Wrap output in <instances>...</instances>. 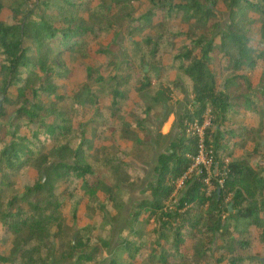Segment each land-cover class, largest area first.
Instances as JSON below:
<instances>
[{
	"label": "trees",
	"instance_id": "trees-1",
	"mask_svg": "<svg viewBox=\"0 0 264 264\" xmlns=\"http://www.w3.org/2000/svg\"><path fill=\"white\" fill-rule=\"evenodd\" d=\"M134 1L142 0H0V16L10 12L0 19V222L20 260L46 264L39 236L61 228L67 202L77 220L83 199L57 194L58 184L89 186L90 214L121 212L128 198L120 193L129 192L113 168L131 177L134 161L150 164L161 150L149 196L135 205L124 237L111 246L112 226L101 236L91 225L70 238L58 231L50 264H251L253 229L263 228L264 243V0ZM108 35L96 50L105 63L88 62L92 42ZM67 54L84 68L72 88ZM256 69L260 86L251 79ZM175 92L187 98L178 112ZM208 113L211 187L204 172L177 198L176 183L198 153L188 124ZM172 114L171 138L162 128ZM100 141L109 146L95 161ZM248 141L253 149L234 157ZM33 170L39 177L24 191L18 179ZM0 264L16 262L0 253Z\"/></svg>",
	"mask_w": 264,
	"mask_h": 264
},
{
	"label": "rangeland",
	"instance_id": "rangeland-1",
	"mask_svg": "<svg viewBox=\"0 0 264 264\" xmlns=\"http://www.w3.org/2000/svg\"><path fill=\"white\" fill-rule=\"evenodd\" d=\"M144 1V0H142ZM142 1H134V4L136 6H141L140 4H143ZM99 0H95L94 4L97 5ZM222 12H225V9L222 5H220L219 8ZM10 15V12L8 9H5L1 16V20H5ZM92 22L99 24L100 19L96 16H91ZM155 22H158V19L156 18L154 20ZM113 36L108 35L104 37V40L97 39L92 42V45L90 47V56L88 59V62H91L92 64H96L97 66H102L105 63V58L101 56L100 54L96 53V50L99 49V43L107 45L109 42H111ZM124 42V36L121 35L118 39H116V43L118 45H122ZM65 61L68 63L69 67L73 70L74 77L71 79L69 83V87H74V85L78 82H82L84 77V68L82 65L76 60V58H71L68 54L64 57ZM167 62V61H166ZM261 78H262V71L261 69H256L251 74V79L253 81V84L256 86H260L261 84ZM136 100V98H134ZM176 102H172L174 105ZM175 106V105H174ZM177 110V109H176ZM86 119H82L80 122H85ZM168 123V122H167ZM158 123L156 122L155 131L157 132ZM164 128V127H163ZM162 128V129H163ZM174 128V127H173ZM157 129V130H156ZM169 127H167L166 130H168ZM155 131L154 136H155ZM163 131V130H162ZM177 129H174L173 137H175L177 133ZM249 142V141H248ZM247 143L242 144L243 148L240 150H244ZM128 143L121 144V147L123 149H126V146ZM99 146L98 150L94 153L93 158L95 161H98L100 159L101 153L104 151V149L109 146L108 142H97L96 144ZM161 151V150H160ZM159 150H156L154 152V158L153 161L150 164H139V162L134 161V169L135 172L133 173V176L130 177V175L124 171H122L119 167L113 168V170L118 173L122 180L124 181V184L122 185V188L125 190H128L129 195H124L123 193H120V195L127 199V203L124 205V208L121 212H116L112 209V207L108 206L103 212H97L96 214H90L88 211L89 207V195H88V189L89 186H84L85 184L82 183L80 187H78L76 190L71 187H66L65 184H58L55 189L56 193L59 194L63 191H65V194L69 196L71 193L74 195L81 197L82 201L80 205V209L78 211V218L77 220H73L72 218V206L69 202L66 203L65 207L63 208V218H61V228L60 227H54L50 233V237L44 239L43 235L39 236V240L43 241V244L45 245V248L43 249V256L46 260V264H50L52 262V258L56 256V249L58 246H60V242L58 238L55 237V234L60 231L62 237L70 238L72 236V233L76 231L78 228L85 227L87 225H91L93 227H96L97 230L95 231V236H101L102 233H104V230H107L112 226V245L114 246L116 242L121 239V236L123 230H126L132 222V212L135 208V205L138 203V201L148 198L149 194L147 193L148 185L151 184L154 181V167L156 166V157L158 156ZM128 161H131V158L128 159ZM262 166V165H261ZM263 167V166H262ZM39 175L37 171H31L29 174L22 176L18 179V185L19 187L25 191L27 186L32 185L35 180V178H38ZM134 177L135 180V186L133 188L132 185H130V180ZM97 193L100 195L102 200H105L107 197V194L105 193L103 188H98ZM177 197V196H176ZM178 198V197H177ZM108 226V227H107ZM107 227V228H106ZM261 229H253V236L256 240V242H260L259 238L262 234ZM0 253L3 255L12 256V258L15 260L16 264H26L25 260H20L19 258V252L14 251L16 249L13 235L10 234V232H6L4 227L2 226L0 222ZM106 233V232H105ZM219 241H217L215 246H218ZM52 250H51V249ZM252 259L250 261L251 264H264V246H255L252 251ZM19 257V258H18ZM249 264V263H246Z\"/></svg>",
	"mask_w": 264,
	"mask_h": 264
},
{
	"label": "built area",
	"instance_id": "built-area-1",
	"mask_svg": "<svg viewBox=\"0 0 264 264\" xmlns=\"http://www.w3.org/2000/svg\"><path fill=\"white\" fill-rule=\"evenodd\" d=\"M213 118L210 114H206L202 120H194L190 122L187 127V134L198 138V153L191 156L192 166L190 169L177 181L175 196H177L186 187L188 181L193 176H199L204 173L207 175L205 183L211 187L210 178L213 174L214 157L211 150L206 146L207 131L212 128ZM216 172V170L214 171ZM219 184L223 187L224 181L220 180Z\"/></svg>",
	"mask_w": 264,
	"mask_h": 264
},
{
	"label": "crops",
	"instance_id": "crops-1",
	"mask_svg": "<svg viewBox=\"0 0 264 264\" xmlns=\"http://www.w3.org/2000/svg\"><path fill=\"white\" fill-rule=\"evenodd\" d=\"M169 62V59L167 60V62L166 63H168ZM177 79V74H176V72H172L171 74H170V80L171 81H174V80H176ZM191 98H189V100H190ZM173 100H174V102H176L174 105V107H176V109H177V112H178V106H177V103H181L182 105H181V107H183V106H185V102L187 101V98H186V96H184V95H182L181 93H178V92H175L174 93V95H173ZM173 102V101H172ZM180 107V112H181V108ZM261 118H262V116H261ZM259 119V120H248V123L249 124H251L252 126L254 125H256L258 122H260L262 119ZM177 122H176V115L175 114H172L171 116H170V118H169V120H168V123H166L165 125H164V128L162 129L163 131H162V133L164 134V135H170V137L172 138L173 137V132H174V126H175V124H176ZM152 124V123H151ZM152 126H153V124H152ZM167 127H169V129L168 130H166L167 129ZM153 130L155 131V128H153ZM123 143H125V142H122V144ZM126 143H128V142H126ZM262 145H264V141H262ZM132 146V144L131 143H128L126 146H124V147H127V148H130ZM253 147H254V143H251L250 141L248 142V145L246 146V148L244 149V150H248V151H251L252 149H253ZM241 148H243V146H242V144H241V146H240V149ZM238 150L237 152H236V154L234 155V157H236V158H242L243 157V153H244V150ZM159 153H161V151H159L158 152V154ZM260 165H262L263 167H264V160H261L260 162ZM256 246H264V243H260V242H256Z\"/></svg>",
	"mask_w": 264,
	"mask_h": 264
},
{
	"label": "water",
	"instance_id": "water-1",
	"mask_svg": "<svg viewBox=\"0 0 264 264\" xmlns=\"http://www.w3.org/2000/svg\"><path fill=\"white\" fill-rule=\"evenodd\" d=\"M217 168V167H216ZM232 206H233V204H231L230 206H229V210L230 211H232Z\"/></svg>",
	"mask_w": 264,
	"mask_h": 264
}]
</instances>
